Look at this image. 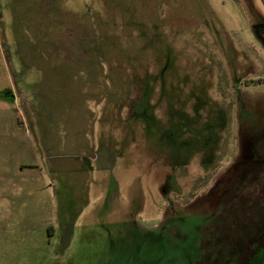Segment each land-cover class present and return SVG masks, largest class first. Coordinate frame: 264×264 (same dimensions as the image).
I'll use <instances>...</instances> for the list:
<instances>
[{"label":"rangeland","instance_id":"rangeland-1","mask_svg":"<svg viewBox=\"0 0 264 264\" xmlns=\"http://www.w3.org/2000/svg\"><path fill=\"white\" fill-rule=\"evenodd\" d=\"M260 1L0 0V264H196L220 179L264 211Z\"/></svg>","mask_w":264,"mask_h":264},{"label":"flooded vegetation","instance_id":"flooded-vegetation-1","mask_svg":"<svg viewBox=\"0 0 264 264\" xmlns=\"http://www.w3.org/2000/svg\"><path fill=\"white\" fill-rule=\"evenodd\" d=\"M261 5L263 7L262 11L264 12V4L261 3ZM252 8L254 11V13L252 12L251 14V17L253 16L252 32L255 39L264 50V14L253 7V5ZM236 81L239 86V79H236ZM256 85L264 86V78L257 79ZM238 86L236 85L233 89L235 91L239 90ZM237 94L239 93L237 92ZM257 164L258 163H255V166L258 167L259 164ZM259 168L260 167H258V169ZM218 182L219 185L216 189H214V185H211V182L209 183L206 195H208L207 197L211 201L220 197L219 204L221 206L216 214H212L208 211V220L201 227L203 236L202 238L200 237L199 247H249V250L254 252V254L264 250V211L239 213V180L220 179ZM255 182H257V180ZM256 185L258 188L259 183ZM228 187L230 188L229 193ZM166 188L165 186L163 189L164 193H167ZM211 189L212 191H210ZM258 189L256 190L258 191ZM214 191H217L220 196H213ZM209 195H211V197ZM256 202L259 204L262 203L260 200H256ZM256 207L253 206L252 208L258 210ZM228 230L231 232L235 230V239L228 237ZM239 231L241 232V237H239ZM241 264H246V261Z\"/></svg>","mask_w":264,"mask_h":264},{"label":"trees","instance_id":"trees-1","mask_svg":"<svg viewBox=\"0 0 264 264\" xmlns=\"http://www.w3.org/2000/svg\"><path fill=\"white\" fill-rule=\"evenodd\" d=\"M251 167H255V163L250 164ZM247 179V178H245ZM255 209H251L254 211ZM264 210V209H263ZM240 229V227H239ZM229 238H236L235 230L231 232L228 230ZM239 237L241 232L239 231ZM230 242V241H228ZM200 258H198L196 264H241L246 261V264H263L264 262V250L254 254L249 247H199Z\"/></svg>","mask_w":264,"mask_h":264},{"label":"water","instance_id":"water-1","mask_svg":"<svg viewBox=\"0 0 264 264\" xmlns=\"http://www.w3.org/2000/svg\"><path fill=\"white\" fill-rule=\"evenodd\" d=\"M264 1V0H263Z\"/></svg>","mask_w":264,"mask_h":264}]
</instances>
